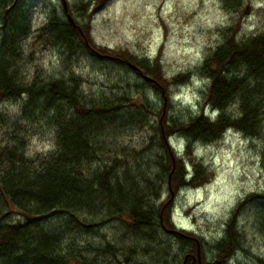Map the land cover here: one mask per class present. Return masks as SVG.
Instances as JSON below:
<instances>
[{
	"label": "trees",
	"instance_id": "obj_1",
	"mask_svg": "<svg viewBox=\"0 0 264 264\" xmlns=\"http://www.w3.org/2000/svg\"><path fill=\"white\" fill-rule=\"evenodd\" d=\"M26 3V0H0V103L18 101L19 114L25 123L37 122L39 115L48 119L50 124L45 125L52 126L56 140L49 153L29 160L22 141L12 133L13 127L8 128L0 116V264H10V259L15 257L17 260L26 258L29 264H64L67 255L69 259L77 258L78 252L73 250L64 254L58 252L55 246L60 236L42 227L43 222L54 214L66 215L73 227L77 226L84 233L92 232L106 220L125 222L136 234L161 229L179 244L180 264H198V256L200 264H226L238 245L239 210L251 198L255 203L262 201L261 231L264 229V182L260 192L255 190L240 199L230 211L224 235L216 241L215 254L210 260L204 257L203 245L197 236L181 228L175 229L169 210L177 190L204 185L211 178L208 167L192 157L195 143L215 142L227 129L239 132L244 138L264 140V129L260 126L261 103L264 101V27L247 38L237 37L242 19L250 16L252 11L250 0H219L228 18L219 30V42L207 48L198 68L172 75L169 79L162 74L158 58L137 59L124 49L111 50L93 42L90 34L92 16L106 0H78L72 7L65 3L60 7L61 14L52 10L43 27L30 38L28 55L36 44L49 48L59 46L61 56L63 52L65 57H73L80 49L97 59H107L131 70L160 98L158 109L147 102L137 84L133 85L135 92L138 97L142 96L137 104L124 94L115 101L97 104L85 101L79 89L82 80L74 74L69 73L64 79L47 80L35 75L24 81L18 73V61L23 55L20 43L29 34ZM130 64L136 70L129 68ZM194 74L207 82L198 111L182 121L168 118L170 87L186 84ZM142 75L150 80L143 79ZM232 103H236L238 109L233 115L227 110ZM123 106H133L138 110L137 116L132 111H124ZM204 107L217 111L215 117L204 113ZM144 111L156 118L154 125L148 128L156 134L159 152L151 163L153 178L143 179L140 192L134 186V171L126 165L132 163L127 159L132 156L113 154L103 159L105 154L97 150L94 138L109 128L111 115L118 112L122 113L118 118L124 115L130 118L125 122L127 126L142 129L146 125L142 120L144 115L138 117ZM134 116L137 122H131ZM19 127L21 125H16L17 132ZM170 138L184 144L182 153L190 157L187 160L190 171L185 167L184 155L176 156L168 145ZM261 149L264 177V141ZM161 185H164L167 197L155 205ZM83 211L89 217L98 216L99 220H81L78 213ZM13 212L19 218L12 221L9 218ZM99 250L110 252L115 262L118 261L110 245Z\"/></svg>",
	"mask_w": 264,
	"mask_h": 264
},
{
	"label": "rangeland",
	"instance_id": "obj_2",
	"mask_svg": "<svg viewBox=\"0 0 264 264\" xmlns=\"http://www.w3.org/2000/svg\"><path fill=\"white\" fill-rule=\"evenodd\" d=\"M26 2L29 34L20 43L23 55L18 61V73L24 81L33 79L35 75L41 80H47L58 77L64 79L69 73L74 74L82 80L79 89L85 101L97 104L115 101L123 94L137 104L142 100V96L138 97L133 87L137 84L145 93L147 102L156 109L160 107V98L144 86L135 73L110 60L97 59L80 49L73 57H65L63 52L61 56L59 46L49 48L48 45L43 47L38 44L28 55L30 38L43 27L52 10L60 15L63 4L72 7L78 0ZM250 4L252 11L250 16L242 19L237 35L239 39L247 38L264 27V0H250ZM221 8L219 0H106V4L92 16L90 34L93 42L103 48H121L131 52L137 59L150 61L158 58L162 74L169 79L172 75L192 72L198 68L207 48L219 42V30L228 19ZM206 84L205 79L194 74L186 84L170 87L171 104L166 112L167 117L182 121L189 114L198 111ZM17 102H1L0 116L6 121L8 128L13 127L12 133L22 141L28 159L34 160L54 149V129L45 125L50 123L41 115L36 117L37 122L25 123L23 116L19 114ZM122 108L137 116L138 110L133 106ZM261 108L260 126L264 129V101ZM227 110L229 114H235L238 110L236 103H232ZM203 111L211 118L217 112L206 107ZM119 113L111 115L109 128L94 138V141L97 150L105 154L103 159L124 153L133 157L127 158L132 163H125L131 172L134 171V186L142 190L143 179L153 178L151 163L159 152L156 134L148 128L154 125L156 118L145 114V111L141 112L138 118L144 115L142 120L146 125L138 130L135 125H126L130 118L124 117L125 115L118 118L122 115ZM136 116L131 122H137ZM14 122H17V126L21 125L18 132L16 125L12 124ZM263 141L261 138H244L239 132L227 129L215 142L205 145L197 142L193 145L192 157L208 167L212 172L211 178L204 185L177 190L171 202L169 218L175 229L181 228L194 237L197 236L207 260L215 254L214 245L224 235L223 229L230 211L240 203V199H245L255 190L260 192L263 187L264 177L259 154ZM168 143L177 153L176 156L184 155V144L181 141L170 138ZM189 158L187 155L183 156L185 167L190 171V163L187 162ZM159 193L160 197L154 202L155 205L167 197L164 185L159 187ZM261 203L262 201L255 203L251 198L248 203L241 205L240 215L237 217L238 245L226 264H264ZM84 212L78 213L81 220H99L98 216L89 217ZM18 218L19 215L13 212L9 219L13 221ZM71 222L66 215L54 214L42 224L44 229L60 236L59 243L55 246L58 252H78L75 259L65 256L68 259L64 264H180L179 244L171 235L161 232V229H148L136 234L130 231L125 222L106 220L92 232L84 233L77 226L73 227ZM107 244L115 252L117 262L110 252L99 250ZM15 254L19 255V252L15 251ZM10 264H29V261L26 258L17 260L15 257L10 259Z\"/></svg>",
	"mask_w": 264,
	"mask_h": 264
},
{
	"label": "water",
	"instance_id": "obj_3",
	"mask_svg": "<svg viewBox=\"0 0 264 264\" xmlns=\"http://www.w3.org/2000/svg\"><path fill=\"white\" fill-rule=\"evenodd\" d=\"M65 5V4H64ZM129 68H132V70H136V68L132 65V64H130L129 65ZM142 77H143V79H145V80H150L149 78H147V77H145V76H143L142 75ZM197 256H198V253H197ZM197 262H198V264H200V262H199V256L197 257Z\"/></svg>",
	"mask_w": 264,
	"mask_h": 264
},
{
	"label": "flooded vegetation",
	"instance_id": "obj_4",
	"mask_svg": "<svg viewBox=\"0 0 264 264\" xmlns=\"http://www.w3.org/2000/svg\"><path fill=\"white\" fill-rule=\"evenodd\" d=\"M193 264V263H192Z\"/></svg>",
	"mask_w": 264,
	"mask_h": 264
}]
</instances>
